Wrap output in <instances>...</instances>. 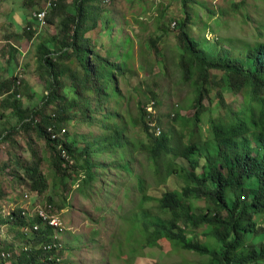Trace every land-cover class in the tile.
Listing matches in <instances>:
<instances>
[{
  "label": "rangeland",
  "instance_id": "rangeland-1",
  "mask_svg": "<svg viewBox=\"0 0 264 264\" xmlns=\"http://www.w3.org/2000/svg\"><path fill=\"white\" fill-rule=\"evenodd\" d=\"M48 1L0 0L1 77L4 81H10L9 78L14 73L26 80L25 85L23 83L18 88V93L24 108L29 111H40L41 99L48 93L47 76L45 73L40 75L43 70L38 61V45L43 42L50 47V43L57 51L60 50L59 41L52 38L60 37L59 21L50 25L45 20L46 26L31 30L34 33L31 39L25 31L28 26H33L28 23H35L34 14L45 7ZM187 1L191 7H184L181 0H99L96 4L99 24L111 20L115 26L110 34L111 30L104 22L99 30L87 35L89 43L93 45L91 48L94 57L97 54L109 57V53H113L117 48L118 62L122 63L123 67L131 55L132 58L128 61L125 75L118 76L119 72L116 71V74L111 76L114 79L110 83V86L114 85L113 96H118L117 87L120 92L121 99L118 104L110 97L103 98L102 102L98 103L97 94L84 92L81 96L82 103H89L95 111L91 121L86 119L83 104L73 105L71 102L74 101V91H77V88H73V83L79 81L83 71L78 69L75 59L60 63L55 61V71H58V66L62 70L63 66L66 68L59 80L60 86L56 88L60 89L59 93L63 97L60 104L67 110L69 106L72 107V120L65 124L69 128V139L85 149L97 166H103L98 169L96 180L91 184L85 186L82 182L85 172L83 169L77 170L79 178L75 183L67 179L64 184L61 174L56 172L51 162V154L45 147L44 138L34 131L27 132L19 128L17 136H13L12 140H0V217L6 221L8 214L18 212L19 208H25L28 214L33 215L37 206L49 214L42 204L52 197L54 204L61 206L59 211L57 207H53L56 212V224L64 230L60 241L64 252L58 256L60 264H205L209 259L207 255L176 247L175 243L165 238L158 241V246L137 247L135 254L129 252L130 243L133 244L135 239L134 232H131V221L135 220L136 211H140L142 207L149 208L156 202L151 200L140 205L142 195L137 187L138 181L128 173L132 164L126 161L128 172L119 168L123 155L128 153L129 147L132 148V143L134 145L133 141H149L143 126L132 124V120L139 118V103L147 102L151 98V92L160 97V104L156 105V108L154 102L149 103L146 108L148 112L155 114L157 119L153 123L155 126L158 123L156 134L161 135L165 131L188 144L192 141L185 119L196 113L195 87L191 82L184 80L179 68L181 44L177 34L179 30L175 27L176 20L188 17L189 14V21L193 24L190 33L200 40L212 38L209 37L211 30L217 41L209 42L212 45L211 50L216 53L222 47L219 44L220 39L230 41V45L226 43L224 46L235 55L245 50L247 44L264 42V0H246L240 9L235 5L240 4L242 0ZM163 30L168 31L166 33ZM156 37H159L156 42L159 47L158 54L150 42L151 38ZM13 46L19 50L16 55L11 53ZM11 55L15 56L16 60L10 63ZM109 58L112 61L115 59L112 56ZM91 63L99 67L102 62L91 59L90 65ZM106 73L108 72L105 71V77ZM212 74L222 76L221 72L216 70L212 71ZM73 76H77L75 81L71 78ZM91 81L98 80L93 76ZM221 89V86L214 87L211 98L206 101L211 110L202 115L199 123L203 139H208L211 135L212 117L226 116L225 109L220 107ZM31 94H34L33 98H29ZM225 97L227 103L234 108H238L245 99L244 94L234 96L228 92ZM114 110L119 114L117 121L119 126L124 127V137L128 139L117 137V146L103 140L105 135L111 134L112 127H115L111 119H106V115L114 113ZM55 113L56 106H50L47 115ZM178 113L180 117L177 116ZM1 114L4 116L1 117ZM89 114L91 115V112ZM18 122L19 117L14 114L12 108L6 105L0 107V129L4 126L17 128ZM107 126L109 129H106ZM131 157L134 159L136 172L146 176L147 194L160 197L163 190H180L185 184L177 174H173L169 179L163 175H155L153 169H150L153 162L140 149L134 151ZM33 164L44 177L48 187L42 192L39 200L30 197L26 199L25 196L30 190L26 168L32 167ZM74 174L71 173L72 176ZM194 203L193 210L196 212L206 205L201 199L194 200ZM163 217L168 219L166 213ZM206 229V226H200L195 231L187 228L191 233L187 235L188 239L198 238L200 242L215 244L213 238L202 233L207 231ZM25 233L18 225L13 224H6L0 230V250L9 248L7 250L13 253V257L8 259L6 264L15 262L27 247L28 237H24ZM194 234L197 235L196 238H193ZM4 260L6 259L0 255V264H3Z\"/></svg>",
  "mask_w": 264,
  "mask_h": 264
},
{
  "label": "trees",
  "instance_id": "trees-1",
  "mask_svg": "<svg viewBox=\"0 0 264 264\" xmlns=\"http://www.w3.org/2000/svg\"><path fill=\"white\" fill-rule=\"evenodd\" d=\"M181 1L184 7H191L187 0ZM98 2L99 0H56L49 11L46 22L50 25L60 22V37H52L59 41L60 50L57 51L50 43L49 47L43 42L37 48L38 61L43 70L40 75L45 73L47 76L48 91L41 99L40 111L25 109L19 99L21 95L18 88L23 83L25 85L26 80L12 73L10 81H4L0 69V92L7 94L8 97L2 105L12 108L14 114L19 117L17 128L10 129L4 126L0 129V140H12L13 136H17L19 128L27 132L34 131L43 137L45 147L51 154V162L56 172L61 174V181L64 184L67 183V179L75 183L79 178L77 170L83 169L85 172L82 182L87 186L96 180L97 171L103 166H97L85 149L69 139V128L65 124L72 120L70 116L72 107L69 106L67 110L60 104L63 97L59 93L60 89L56 88L60 86L59 80L66 68L63 66L62 70L58 66V71H55V61L60 63L75 59L78 69L83 71L79 81L73 83V88H77V91H74V101H71L73 105L83 104L81 96L84 92L97 94L98 103L102 102L103 98L110 97L118 104L121 96L117 86L118 96H113L114 85L110 86V83L114 79L111 76L116 74V71L119 72L118 76L125 75L128 61L132 58L131 55L123 67L122 63L118 62L117 48L115 50L117 54L115 51L109 53V57L115 58L113 61L101 54L94 57L91 48L93 45L89 43L87 35L99 30L104 22L111 30L110 34L113 33L115 26L111 20L99 24L97 20L99 11L96 5ZM245 3L246 0H242L235 7L240 9ZM187 16L176 20L175 27L179 30L177 34L181 44L179 68L184 80L191 82L195 87L196 113L185 119L192 141L188 144L165 131L161 135L156 134L158 123L156 126L153 123L157 119L155 114L148 112L146 108L151 102H154L155 108L160 104L158 94L151 92V98L147 102L139 103L140 116L132 120V124L143 126L149 141L141 139L138 143L133 141L134 145L132 143V148L129 147L128 153L125 152L123 155L119 168L127 171L126 161H129L132 169L127 172L137 179V187L142 195L139 204L151 200L156 204L136 211L135 220L131 221V232H134L135 239L133 244L130 243L129 252L135 254L137 247L158 246V241L165 238L175 243L176 247L207 255L209 259L205 264H264V42L247 44L245 50L235 55L224 46L226 43L230 45V41L220 39L219 44L222 47L216 53L211 50L212 45L209 42L217 41L216 35L209 29L212 38L208 40L195 38L190 33V27L193 25L189 21L190 15ZM28 25V30L25 31L31 39L34 36L31 30L35 29V24L29 22ZM163 31L167 33L168 30ZM129 39L131 41L130 37ZM158 40L159 37L150 39L157 54ZM17 49L13 46L11 53L16 55L19 52ZM91 59L102 63L95 67L93 63L90 65ZM15 60V56L11 55L9 62ZM215 70L221 72L222 76L212 74ZM105 71L108 72L106 77ZM93 76L98 81L92 82ZM73 77L71 78L75 81L77 76ZM216 86L222 88L219 93L220 107L225 109L226 116L212 117L211 135L208 139H203L199 123L202 115L211 110L206 101L211 98L213 88ZM226 92L234 96L244 94L245 99L238 108H234L227 103ZM33 97L34 94L29 96ZM83 105L86 119L93 120L92 114L95 111L91 109L89 103ZM50 106H56V113L47 115ZM113 112L106 115V119H111L115 127H112L111 134L105 135L103 140L117 146L119 142L117 137L128 139L124 137V127L119 126L117 121L118 112L115 110ZM3 116L1 114V117ZM177 116L180 117V113ZM38 118L40 120H37ZM50 127L56 132L66 129V134L63 138L52 140L47 131ZM139 149L153 162L150 169H153L155 175H163L169 179L173 174H177L185 182L183 187L180 190L165 189L160 197L147 194L146 176L136 172L134 159L131 157L134 151ZM64 150L67 158L61 156ZM72 172L75 173L73 176ZM26 174L30 181L29 195H25L26 199L30 197L39 200L42 192L48 189L47 183L35 164L26 168ZM196 199L206 202L199 212L193 210ZM56 205L52 197L42 204L46 207L45 210H48V215L54 216H56L54 208L57 207L58 211L61 208ZM38 213L30 215L25 208H19L18 212H10L6 221L0 217V230L6 224L18 225L26 232L23 234L24 237H28L27 247L15 262L11 261V264H60L58 256L64 252L60 243L64 230L62 227L50 225L48 220L44 221ZM165 213L168 215L167 220L163 217ZM200 226L207 227V231L202 233L213 238L215 244L200 242L198 238L188 239L187 235L191 233L187 228L195 231ZM28 229L30 233L27 232ZM193 236L197 237L196 234ZM7 249L0 250V255L6 259L3 264L13 257V253Z\"/></svg>",
  "mask_w": 264,
  "mask_h": 264
},
{
  "label": "built area",
  "instance_id": "built-area-1",
  "mask_svg": "<svg viewBox=\"0 0 264 264\" xmlns=\"http://www.w3.org/2000/svg\"><path fill=\"white\" fill-rule=\"evenodd\" d=\"M56 0H49L46 4L45 7H43L40 11H38L37 13L34 14V18L36 19L37 23L39 24V26H46V17L49 13V11L51 10V8L55 5ZM7 94H2L0 92V107L2 106L3 101L6 99ZM20 97V96H19ZM48 133L50 134L52 140H56L59 137L63 138L64 135L66 134V129H62L61 132H56L52 127L47 129ZM62 156L64 158H67L66 155V151H62ZM27 198V196H26ZM37 206V205H36ZM37 209L35 210V213H38L43 220H48L50 225H53L55 227H58L56 224V216L54 215H48L45 211L41 210L42 208L40 206L36 207Z\"/></svg>",
  "mask_w": 264,
  "mask_h": 264
},
{
  "label": "crops",
  "instance_id": "crops-1",
  "mask_svg": "<svg viewBox=\"0 0 264 264\" xmlns=\"http://www.w3.org/2000/svg\"><path fill=\"white\" fill-rule=\"evenodd\" d=\"M35 27H37L38 29H40L39 27V24L37 22H35Z\"/></svg>",
  "mask_w": 264,
  "mask_h": 264
},
{
  "label": "clouds",
  "instance_id": "clouds-1",
  "mask_svg": "<svg viewBox=\"0 0 264 264\" xmlns=\"http://www.w3.org/2000/svg\"><path fill=\"white\" fill-rule=\"evenodd\" d=\"M33 17H34V16H33ZM35 22H37L36 19H35ZM34 24H35V23H34ZM209 37H212V36H209ZM61 156H62V155H61ZM62 157H63V156H62Z\"/></svg>",
  "mask_w": 264,
  "mask_h": 264
}]
</instances>
